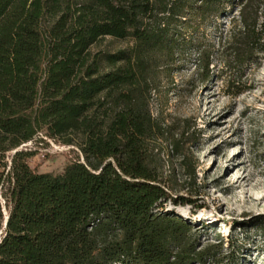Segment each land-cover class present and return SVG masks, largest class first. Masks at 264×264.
Segmentation results:
<instances>
[{"label": "trees", "instance_id": "16d2710c", "mask_svg": "<svg viewBox=\"0 0 264 264\" xmlns=\"http://www.w3.org/2000/svg\"><path fill=\"white\" fill-rule=\"evenodd\" d=\"M238 2L227 67L264 52V0H0V264H204L164 204L150 101L158 70ZM106 38L127 43L109 51ZM198 68L208 73L205 50ZM78 149L60 174L29 165L37 133ZM42 140V139H41Z\"/></svg>", "mask_w": 264, "mask_h": 264}, {"label": "rangeland", "instance_id": "374dc122", "mask_svg": "<svg viewBox=\"0 0 264 264\" xmlns=\"http://www.w3.org/2000/svg\"><path fill=\"white\" fill-rule=\"evenodd\" d=\"M238 8L234 1L200 28L190 49L158 70L150 101L165 129L155 144L163 181L177 200L193 201L163 207L190 224L196 250L216 247L218 255L204 264H264V52L240 69L227 67L221 46ZM125 47L106 38L96 48ZM199 50L209 57L208 73L198 68ZM35 141L29 165L41 173L57 175L72 160L83 161L77 148L43 131ZM0 204L6 216L1 195Z\"/></svg>", "mask_w": 264, "mask_h": 264}, {"label": "built area", "instance_id": "2783aa9c", "mask_svg": "<svg viewBox=\"0 0 264 264\" xmlns=\"http://www.w3.org/2000/svg\"><path fill=\"white\" fill-rule=\"evenodd\" d=\"M31 145H32V142L24 143L21 146H19L17 150H27L30 148Z\"/></svg>", "mask_w": 264, "mask_h": 264}, {"label": "water", "instance_id": "95a60500", "mask_svg": "<svg viewBox=\"0 0 264 264\" xmlns=\"http://www.w3.org/2000/svg\"><path fill=\"white\" fill-rule=\"evenodd\" d=\"M6 222H7V216L4 219V224H3V228L6 226Z\"/></svg>", "mask_w": 264, "mask_h": 264}]
</instances>
